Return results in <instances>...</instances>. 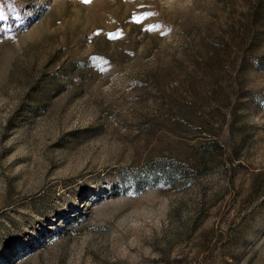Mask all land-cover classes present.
Returning <instances> with one entry per match:
<instances>
[{
  "label": "rangeland",
  "instance_id": "obj_1",
  "mask_svg": "<svg viewBox=\"0 0 264 264\" xmlns=\"http://www.w3.org/2000/svg\"><path fill=\"white\" fill-rule=\"evenodd\" d=\"M263 1L0 0V264H264V71L253 62L246 87L260 96L239 109L240 143L231 115L220 130L240 164L184 173L166 158L172 184L120 180L186 144L147 74L186 45L222 47Z\"/></svg>",
  "mask_w": 264,
  "mask_h": 264
},
{
  "label": "trees",
  "instance_id": "obj_2",
  "mask_svg": "<svg viewBox=\"0 0 264 264\" xmlns=\"http://www.w3.org/2000/svg\"><path fill=\"white\" fill-rule=\"evenodd\" d=\"M248 16L249 22L246 25L241 24L238 36L229 32L222 47L216 46L214 41L204 45L205 49L193 50L186 45L183 49L184 59H172V64L163 71H151L147 74L146 80L162 100L163 107L164 103H167L165 111L174 121V126L170 127V130L178 131L176 134L179 136H185L186 144L180 148L170 149L166 157L157 153L155 160L152 159L151 162L146 160L139 171L120 180L134 186L138 183L172 184L167 165L162 161L166 158L170 163L180 162L184 173L198 170L210 172L214 169H225L234 162L240 164V157L236 151L233 148L226 149L222 144L220 130L228 118L227 115L229 114V117L231 115L229 132L232 146L240 143L244 133L236 135L233 129L240 118L239 109L243 100L256 102L260 96L251 89L247 90L246 83L249 77L246 74V67L249 62H253L257 71H264V57L256 51L264 36V1L254 7ZM239 52L240 63L232 78L234 70L228 63L231 55ZM185 63L192 64L200 73H193L184 66ZM161 74L164 76L162 79ZM161 80H165L164 83H160ZM232 102L233 106L227 112ZM197 112H202V115ZM214 123L219 124L216 134L207 130Z\"/></svg>",
  "mask_w": 264,
  "mask_h": 264
},
{
  "label": "snow or ice",
  "instance_id": "obj_3",
  "mask_svg": "<svg viewBox=\"0 0 264 264\" xmlns=\"http://www.w3.org/2000/svg\"><path fill=\"white\" fill-rule=\"evenodd\" d=\"M86 2H87V0H86Z\"/></svg>",
  "mask_w": 264,
  "mask_h": 264
}]
</instances>
